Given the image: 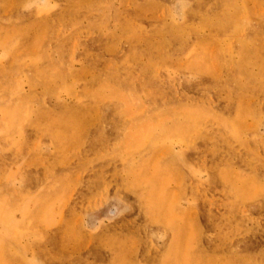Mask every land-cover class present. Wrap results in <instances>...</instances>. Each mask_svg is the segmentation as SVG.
I'll use <instances>...</instances> for the list:
<instances>
[{
  "label": "rangeland",
  "instance_id": "obj_1",
  "mask_svg": "<svg viewBox=\"0 0 264 264\" xmlns=\"http://www.w3.org/2000/svg\"><path fill=\"white\" fill-rule=\"evenodd\" d=\"M0 264H264V0H0Z\"/></svg>",
  "mask_w": 264,
  "mask_h": 264
}]
</instances>
